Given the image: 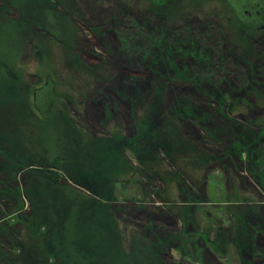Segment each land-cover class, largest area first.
I'll use <instances>...</instances> for the list:
<instances>
[{"label":"rangeland","instance_id":"obj_1","mask_svg":"<svg viewBox=\"0 0 264 264\" xmlns=\"http://www.w3.org/2000/svg\"><path fill=\"white\" fill-rule=\"evenodd\" d=\"M61 1L63 4L60 8L54 10L47 18L45 13L49 9L46 5L37 7L34 13L30 12L27 15L28 19L40 29L27 27L23 36L17 29L14 31L15 36L10 35V42L5 37L7 25L3 28L1 25L11 20L17 23L23 22L24 16L20 9L9 8L10 13L6 16L0 13V57L4 58L5 50L11 51L13 41L16 39L20 44V50L12 56V67L22 74L23 95L20 101L24 100L25 92L29 91L27 103L32 108V89L41 86L47 75L51 76L52 81L49 80L44 89L46 106L49 94L51 93L52 96L53 92L51 100L55 110L54 116H66L69 120H67L68 124L75 131V134L70 136L73 145L78 146L79 153L83 157L92 160L89 159V165L87 163L75 165L66 159L65 153L58 162L53 160L46 163L47 159L44 157L46 147L50 146L49 158L55 159V155L60 153L61 144L54 153L51 150L52 139L46 142L44 148L41 146L42 149L34 146L32 136L35 129L30 122V114L25 111L27 108L25 106H28V104L23 105L25 101H21V105L19 103L10 106L9 109L0 106V110H13L11 124L15 120L17 127L21 125L20 123L25 125L21 127L22 134L19 132L20 127L17 129L18 134L16 133L22 148L20 152L24 150L25 153L38 156H32L34 160L26 159L20 171L14 174L18 188L22 189L26 186L28 189L24 190L25 195L21 196L19 203L0 200V224L11 227L18 223L28 225L30 229L26 228L28 232L23 249L27 250L25 256L29 255L33 264H60L62 253L48 240V237L51 239V230L57 227L59 219L55 216L49 221L47 215L50 212L46 209L53 210L52 207L59 203L68 204V208L71 204L84 205L88 200L85 198L87 196V198H97L104 204L113 202L115 212L110 213V216H106L102 221L103 232H100L99 224H96L95 231L109 240L108 244L114 247V242L117 243L120 237L117 227L121 228L127 251H123L126 257L124 260L120 257L116 259L118 264H138L137 262L145 255L157 261L154 252L148 254L147 250L145 251L147 253L142 254L137 249L136 238L143 235L140 227L150 223L153 225L152 231L156 234H161L166 229L171 232L178 231L180 238L162 254V260L165 256L168 264H264V231L255 236L257 245L253 246L252 243L251 246L248 242V222L241 217V206L242 209L244 206V212L245 208L256 206L258 207L256 213H260L264 219V28H255L262 26L264 19L256 14L252 2L249 4V0H236L233 8L229 0ZM255 1H258L260 7L264 9V0ZM244 9L250 11L248 16L244 13ZM103 23H106L103 25L105 32L101 33L98 26ZM244 24L253 28H248ZM201 26H205L209 31L204 30L206 37L203 34L200 38L196 36L197 41H200L199 44L205 48L204 50L201 48L202 55L200 53V56H196L193 46L189 44L188 36L198 33L200 30L196 29L192 33L193 29ZM44 28L50 30L52 35L55 34V39L50 33V35L46 33ZM129 34L130 40L125 36ZM76 35H78L77 52L82 63L88 67L98 66L101 57L109 63L108 69L99 68V74H105L102 78L96 80H93L94 78L91 80V76L88 78V90L85 87V93H83L82 78L87 77L88 73L78 77V73L67 69L60 61V52L73 45ZM184 42L185 46L187 44L189 46L183 48L180 44ZM144 44L146 48H142ZM36 46L43 57V65H40L34 57L33 48ZM153 47L155 51L162 49L168 53V60L157 62L158 65L163 66V68L158 66V70H164V73L170 75L171 80L176 79L165 88L164 98L173 100L179 95L192 97L196 106L193 116L198 122L184 118V113L175 116L163 115L162 118L159 113H155L153 124L150 123V127H147L149 130L144 133L147 138H143L141 127H138L142 135L140 138L142 145H139L140 140H133L138 134L133 115L135 114V117L143 115L144 110L140 109L142 100L139 99L132 107V104L118 97L116 89L121 88L131 94L134 92V87L125 80L131 75H129L131 70L135 75H142L144 70V74L154 80L155 76L147 68L150 60L144 61L138 55L140 51L147 52ZM130 49L132 51L135 49L137 54L130 55ZM221 52L232 55V58H229L232 67L218 69L217 57ZM152 54L148 53V55ZM196 57H201L209 65L200 68L202 62L197 61ZM168 61L175 66L169 65ZM77 66L79 67L75 64V68ZM184 66H187L188 70L181 71L182 68H186ZM178 73L185 78L179 77ZM186 76H189V80L195 79L206 83L210 81L213 84L220 82L222 93L219 94V90V93H214L207 87H202L201 93L192 88L188 82L182 81V79L187 80ZM100 79L104 81H98ZM252 85L256 87L254 91L249 90ZM148 86L150 87L142 83L141 92L144 93ZM205 96L209 97L208 100L205 99L206 101L203 100ZM37 105L41 106L43 113L48 111L41 102L37 101ZM106 107L114 112V116L108 121L103 118ZM160 111L169 112V110ZM188 114L191 115L190 111ZM230 116L233 118L237 116L239 123L247 125L252 121L255 123L257 127L255 140L259 139L261 142L254 147L256 154L253 152V155L250 151L252 149L248 151L247 147H244L239 154L236 153L229 159L214 158L210 155L209 160L203 158L199 160L200 156H197V152H201L200 155L206 153L198 146L212 147L209 136L215 129L225 133L219 141L220 144L225 145L226 139H235L237 126L233 128L228 124L232 123ZM155 119L158 120L157 123L154 122ZM7 125L10 126L8 122L4 124V120H0L1 146L6 149V144H10L11 138L7 136L4 138V135L6 133L8 135L13 130L11 128L8 130ZM158 130L165 133L161 140H157L154 133L157 134ZM239 134L242 135L243 132L240 131ZM245 138L243 141L246 140ZM175 139L178 145H173ZM2 140L6 143H2ZM154 145L158 155L153 150ZM216 149L221 150L219 146H216ZM260 151L263 156H258ZM179 155H183V158ZM257 160L259 165H253ZM106 163L107 165H102ZM32 168L53 169L71 185L74 184L72 178L81 179L84 185L91 187V192L93 191L94 194L88 196L74 189L84 195V198L74 197L73 193L70 195L65 190L48 188L49 184L46 180L31 175ZM24 172L32 177L29 175L26 180L22 175ZM179 173L193 179L195 185L192 186L189 182L188 185L197 198H187V195L181 193L178 185L180 186L181 180L184 181L185 177L178 175ZM29 181L30 184L26 185L25 182L28 184ZM85 189L88 194L91 193L88 188ZM185 206H191L193 223L183 222ZM83 209V207L80 209L81 212ZM60 210L62 211L63 208ZM28 212H32L28 215L29 219L20 221L19 215L21 213L27 215ZM246 212L244 214L248 215ZM69 217H66V222L69 221ZM79 218L80 216H77V220ZM44 219H46V230L42 227L40 231L42 225L38 224ZM92 221L97 223L99 220L94 218ZM31 228L32 231L41 233L39 240L34 239ZM76 230L77 233L68 234L65 242L64 235L61 236V246L65 243L67 247L71 245L79 250L84 249V246L88 247L83 234L78 228ZM221 232L227 235L221 237L219 235ZM88 234L91 240L92 238L95 240L94 231H88ZM57 238L58 236L56 237L58 244ZM35 249L36 251H33ZM197 249H201L200 256L196 253ZM12 251L18 255L21 253L18 247H13ZM25 253L23 251V255ZM115 255L118 258V254Z\"/></svg>","mask_w":264,"mask_h":264},{"label":"trees","instance_id":"obj_2","mask_svg":"<svg viewBox=\"0 0 264 264\" xmlns=\"http://www.w3.org/2000/svg\"><path fill=\"white\" fill-rule=\"evenodd\" d=\"M61 4H63L61 0H0V13L1 14L5 15V16L8 15V13H10L8 9L12 8V9H20L21 14L24 16L23 22L19 21L17 23V22H13L11 20L8 22L9 24L7 22H4L1 25V28H3L4 26L7 25V28H5L7 30V35L5 36L7 41L10 42V35L15 36L14 31H17V29H18L19 34L22 36H23V33H25L24 30L27 29V27H30V28L35 29V30L40 29V27L38 25H35L32 22H30L31 19L29 20L28 19L29 17H27V15L30 12L34 13L35 10L37 9V7H43L44 5H46V8L49 9L45 13V16L47 18L52 14V12L54 10L58 9V7L60 8ZM75 4H77V3H75ZM62 11L64 13H66L64 10H62ZM105 24L103 23L102 25L98 26L99 29L101 30V33L105 32L104 27H103V25H105ZM244 25L248 28H251V27L247 26V24H244ZM195 29L200 30V31L198 33H195L192 35L189 34V36H188V38L190 39L189 44H191V46H193L192 49L195 52V55L200 56V53L202 55L201 48H203V50L205 48L201 44H199L200 41H197L196 36H199V38H200L201 34H203V36H205L204 30L205 31H209V30L205 26H201L199 28H194L192 33L195 32ZM43 30L46 31V33H48V34L50 33V30H48L47 28L46 29L44 28ZM77 31H78V29H77ZM20 35H19V37H20ZM50 36L55 39V34H53V35L51 34ZM76 36L77 37H74L73 45L66 47L65 48L66 51L62 50L60 52V56H61L60 61L66 65L67 69L73 71L74 73L75 72L78 73V77L84 76L85 74L88 73L87 77L82 78L83 82H84L83 93H85V87L88 90V88H87V81H89L88 78L90 76H91L90 77L91 80L93 78H94L93 80H96L98 78H102L105 74H103V75L99 74L100 69H105V70L108 69L109 63L107 62V60H104L103 57H101L100 64L98 66L88 67L84 63H82L81 62L82 60L80 59L78 52H77L78 35H76ZM125 36L127 37L128 40H130V34L125 35ZM127 43H129V42H127ZM189 44H187L185 46V42H184L183 44H180V45H182L184 48V47H188ZM197 46H199V47H197ZM19 47H20V44H18V41H16V39H15L13 41V46H12L11 51L5 50L6 52H5L4 58L2 56H1L2 58L0 57V106L3 107V109H9L10 106H14L15 104L19 105V103L21 105V103H22L21 101H23V102L25 101V103L23 105L28 104V106H25V107H27L25 111H28V114H30L29 119L33 125L32 127H34V129H35V132L32 136L33 141H34V146L42 149V147L43 148L45 147L46 142H48L49 140L52 139L51 143H52L53 148L51 150L54 153V152H56L57 148L61 144L60 145V153L55 155V159L49 158L48 155L51 154L50 153L51 151L49 149L50 146L46 147V152H45L46 156H44L47 159L46 163L53 161V160L58 162L60 159L63 158V155L66 153L65 154L66 159L72 163H75V165L77 163H87L89 165L88 162H90L89 161L90 158L88 159L87 157H83V155H81L79 153L80 149L78 148V146L73 145L72 139H70L71 134L73 136V133L75 134V131H74V128L73 127L71 128L70 125L68 124V122H67L68 119L66 118V116L65 117H63V116L60 117V116H56V115L54 116L55 110L52 106H51L52 109H51L50 113H48V114L39 112L34 107V100L32 103V106H33V108H32L29 105V103H27L29 91L25 92L24 100L20 101V99L22 98V95H23L22 94L23 92L21 93V88L23 85V83L21 81L22 74L19 71H15L12 67V63H13L12 56L18 53V51L20 50ZM129 47H130V45L128 46L127 50L129 49ZM142 48H146V45L144 44V47H142ZM149 50L150 51H147V52H145V51L141 52L140 51V53H138V55H140L141 59L144 61L147 60L149 62V60H150V63L147 65V68L151 71L153 76H155L154 80L151 78H148L147 75L144 74L145 73L144 70L142 72L143 73L142 75L132 74L133 72L131 70L132 73L131 72L129 73V75L130 74L131 75L129 77H126L125 80H127L126 82L129 85H132V87H134V89H135L134 92L131 94L130 92L128 93L127 90H122L121 88L116 89V93H117L118 97L120 99L125 100L128 103L132 104V107L139 101V99L142 100V102L140 103V109L144 110L143 115L140 117L139 116L135 117V114L133 115V118H134L133 122L135 123L137 130H138V134L136 135V137L133 140H135V141L140 140V142H139L140 144L138 143L139 145H142L141 139H140L142 135L139 132L138 127H141V132L143 134V138L146 137L144 135V133L146 132V130H149V128L147 129L149 124L150 123L153 124V122H152V120L154 119L153 114H155V113H159L160 118H162L163 115L167 116V115L173 114V116H175L176 114L180 115L181 113H184V116H185L184 118L193 119L194 121L198 122V119H196L193 116V115H195L194 110L196 109V106H195V103L193 102L192 97L179 95V97L177 96V97L173 98V100L167 99V97L164 98L165 88L166 87L168 88L169 85H171V83L174 82L173 80H176V79L171 80L169 78L170 75H167L166 73H164V70H162V71L158 70V66L160 68H163V66L158 65L157 62L162 63L163 60L164 61L168 60V53L166 51H162V49H160L161 51L156 50L157 51L156 52L154 47L149 49ZM129 52H130V55H136L137 54L135 49H133V51L130 49ZM149 52L153 53V54L148 55ZM33 53H34V57H35V59H37L38 63L40 65H43V63H44L43 57L41 56L40 49L37 46L33 48ZM263 53H264V51H263ZM147 56H149L151 59H149V57H147ZM198 58L196 57V60L197 61L200 60L199 62H202L201 66H199L200 68H204V66L209 65V64H206V62L204 60H202L201 57L199 59ZM229 58H232V55H229L228 53L225 54V53L221 52V55H218V57H217L218 69L220 67H222L224 69H227L228 67H232L229 63V61H230ZM169 62L170 61H168V63ZM74 63L79 65V67L77 66V68H75ZM169 65L175 66L172 62H171V64L169 63ZM167 67H169L168 64H167ZM184 67H186V68H182L181 71L188 70L187 66H184ZM178 74L180 75L179 77L185 78V76H182L181 73H178ZM109 78L111 79V75H109ZM186 78H187V80L182 79V81L188 82V84L192 88H194L200 92H201L202 87L203 88L207 87L209 89L211 88V90L214 93L215 92L219 93L218 90L220 91L219 94L222 93L221 88H220V84H221L220 82L217 84H213L210 81H208V83H206L204 81H202V82L197 81L195 79H192L193 80L192 81V80H189V76H186ZM45 79H46V81H49V80H51V76L47 75L45 77ZM98 81H104V79H100ZM142 83H143V85H144V83L146 85H150V87L148 86L149 88L146 89V91L144 93L141 92V89H140V85ZM252 83H253V80H252ZM257 86H258V84H257ZM35 88L36 87H34L32 89V96H33V90ZM257 88L259 89L260 85ZM215 89H216V91H215ZM255 89H256V87L254 85H252V87L249 88L250 91H254ZM230 92L232 93V91H230ZM83 93H82V95H83ZM95 94H93V95H95ZM52 97H53V92H52ZM205 99L208 100L209 97L208 98H207V96L203 97V100H205ZM53 106H54V104H53ZM250 109L251 108H249V110ZM160 110H163V111L169 110V112H167V111L162 112ZM188 111H190L191 115L188 114ZM12 112H13V110H0V120L1 121L4 120V124H6L7 122L10 124V126L7 125L8 130H10V128L13 129L12 131H10V133L8 135H7V133L4 135V138H5V136L11 138L10 144H6L7 149L3 148L1 146L2 144L0 141V200L5 201V202L8 200H12V201H18V203H19L21 196L25 195L24 190H27L28 187L24 186V187H22V189H19L17 186L16 180H14V174L17 171L18 172L20 171L21 166H23L24 162L27 161L26 159L32 160L33 159L32 156H35V155L32 153H29V152L25 153L24 150H22V153L20 152V149H22V148L20 147L21 145H19V139H18L19 137L17 136V134H18L17 129L20 127L19 132L22 134L23 129H21V127H23L25 125H24V123H20L21 125H18V127H17V123L15 120L11 124L10 120H11ZM18 112L20 113L19 110H18ZM19 113H18V115H19ZM160 113H162V114H160ZM13 115H17V114H13ZM113 116H114V112L109 111L108 108L106 107V110H104V113H103V118L104 119L106 118L105 121H108V119L110 117H113ZM236 117L237 116H234V118H233L230 116L232 123H228L229 125H232L233 128H234V126H237L236 127L237 128V132H236L237 135H236L234 140L233 139H230V140L226 139L225 145L220 144L219 141H220V139H222V137L225 135V133L219 131L218 129L217 130L215 129L213 131L214 133L210 134L211 136H209L211 141H212V147H204L202 145L200 146L199 144H198L199 146L197 144H194V145H197L198 147H201L203 149V151L206 153V154L202 153L200 155L201 152L198 151L197 156H200L199 160L201 158H203L204 160L205 159L209 160V159H211L210 155L213 156L214 158H219V159L228 158L229 159L230 157L235 156L236 153L239 154L240 150L243 149L244 147H247L246 149L248 151H249V149H252L250 151L253 153L254 147H257L258 145L261 144L259 139L255 140L256 135H257V132H256L257 127L255 126V123L252 121V123H248L249 127H247L248 126L247 124L239 123V121H238V119H236ZM230 118H228V120ZM154 122L157 123L158 120L155 119ZM74 123L76 124L75 121H74ZM60 124H61V126H60ZM65 125H67L69 128L67 129V127ZM244 125L246 126L245 128H244ZM227 127H228V125H227ZM152 128H154V127L152 126ZM158 128H159V126H158ZM240 131L243 132L242 135L239 134ZM154 133H155V136L157 137V140L163 139L162 136H164V134H165L162 130H160L157 134H156V132H154ZM249 135H251L250 138L246 139L245 137H247ZM207 136H208V133H207ZM233 137H234V135H233ZM244 138L246 140L243 141ZM75 140H77V139H75ZM129 141L131 142L130 139H129ZM4 142L5 141L2 140V143H4ZM56 142H58L57 143L58 145L56 144ZM150 143L152 144V141H150ZM177 143H178V141H176V139L173 140V145H178ZM55 144L57 145V147ZM83 144L85 146V143H83ZM156 144H158V143H155V145ZM155 145L153 146L154 147L153 150L157 154L158 150L156 149ZM88 146L90 149L91 148L90 145H88ZM216 146H219L221 150L216 149ZM141 147H143V146H141ZM38 151L42 152V150H38ZM42 153H44V152H42ZM254 153L256 154V150ZM254 153H253V155H254ZM258 154H259L258 156H263L261 151L258 152ZM70 155H73V157L72 156L70 157ZM179 156L182 157L183 155L182 156L179 155ZM35 157H38V156H35ZM38 160H40V159H38ZM90 160H92V159H90ZM256 164H257V166L259 165L258 160H257V163H255V162L253 163V165H255V166H256ZM102 165L103 166L107 165V163L102 164ZM31 172H32L31 175L46 180L47 183L49 184L48 188H53V189L58 188L61 190H65L70 195H72L71 193H73L74 197L77 196V197L84 198V195H82L80 193L81 191L85 195H88V196H90V195L92 196V194H94L93 191L91 192V189H90L91 187L84 185L81 182V179L75 180L74 178H72L73 179L72 183H74V184L71 185L66 178L61 177L58 174V172L53 170V169L49 170V169L32 168ZM22 175H23V178L25 177V179L27 180L29 178L30 174L27 175V173L24 172V173H22ZM31 175H30V177H32ZM178 175H180V173ZM180 176L185 177L184 181L181 180L180 186L178 185V187H180L181 193L184 196L187 195L188 196L187 198H189V197L197 198V195L193 192L191 187L188 185V182L192 186L195 185V182H193V179L191 177L186 176V175H180ZM77 182L80 184H77ZM25 183H26V185H29L30 181L28 182V184H27V182H25ZM85 188H88L89 192H91V193L88 194V192L86 191ZM74 189H78L80 192H77ZM96 191L99 192L98 190H96ZM97 195L99 196V194H97ZM82 198H81V200H82ZM85 198L88 200L86 202H84V205H83V203L81 205L71 204V207L68 208V206H67L68 204L59 203L57 206L52 207L53 210L46 209V211L50 212V214L47 215L49 217V221L52 220V218H54L55 216L59 219L57 227L51 230L52 231L51 235H50L51 239L48 237V240H50V242H52L55 245L56 249L61 251L62 254H61V263L60 264H98V263H101V264H118L116 259H119V257H120L124 260L126 258V257H124V252L127 251V250H125L124 238H123L124 236L122 237L123 234L121 232L122 231L121 228L117 227V229L119 230L118 232L120 233V237H119V240L117 239V243L114 242V247L110 246L108 244L109 240L103 238L101 235H99L95 231L96 227H97L96 224H99V226L102 230V231L100 230V232H103L102 227L104 225H102V221L105 219L106 216L109 217L110 213L114 214V212H115V207L112 204L113 202L109 201L108 203L104 204V202L97 200V198L92 199L90 197L87 198V196H85ZM82 207L84 209L81 212L80 209ZM62 208H63V210L61 211L60 209H62ZM257 208L258 207H256V206H252L251 208L247 207V209L245 208V212L247 211L246 213L248 214V215H246V214H244L245 213L244 212V206H243V209L241 206V210H242L241 217L244 218L248 222L247 223L248 224L247 226L249 228L248 242L251 244V246H252V243H253V246L257 245L256 241H255V236L259 235L260 233H263V231H264V219L260 213H258V214L256 213ZM52 212H54L55 215ZM31 213L28 212L27 215L26 214L23 215L21 213L19 215L20 221H27V219H29L28 215ZM183 213H184V217H183L184 218L183 219L184 224L193 221L192 214H191V206H189V207L185 206ZM150 214H152V213L150 212ZM77 216H80V218L78 220H77ZM45 217H46V215H45ZM66 217H69V221L67 220L68 222L65 221ZM94 218H96L99 221L97 223H94L92 221ZM49 221H48V223H49ZM246 221L244 222L245 224H246ZM77 222H78V226H76ZM38 225H42L39 228L40 231H41L42 227L46 230V219H44V221L42 223H39ZM27 227H28V225L25 226V224H23V223H18L17 225H13L12 227L7 226V225L2 226L0 224V264H33V261L31 260L30 256L29 255H28V257L25 256L26 255L25 251L27 252V250L23 249V248H25L24 247V244H25L24 241L26 240V232H28L26 230ZM152 227H153V225H151V223L148 225H143L142 227H140V232L143 233V235L136 238V243L138 244V247H137L138 252L144 254V253H147L145 251L148 250V254H150L152 251L157 256L156 257L157 261H155L151 256L146 257V255H145V257H141L143 259L141 261H138L137 263L138 264H156V262H158L159 264H168L164 258L165 256L163 257L164 261L162 260V254L164 251H166V249L169 246H171L174 242H176L177 239L180 238V236L178 235V231L176 230L175 232H171V231L166 229V230H163L161 234H156L152 231ZM76 228H78L80 230V233L83 234L85 243L87 242L88 247L84 246V249L79 250V249H77V247H71V245L67 247L65 243H64V245L61 246V244H60L61 236L64 235V238H65L64 242H65L67 237H68V234L77 233ZM28 229H30V228L28 227ZM88 231H94V233H95L94 236H96L95 240L93 238L91 240V238L88 234ZM31 232L34 236V239H37V240L40 239V237H39V236H41L40 232L36 233V232L32 231V228H31ZM44 233L46 234V231H44ZM49 233H48V235H49ZM45 234H43V235H45ZM219 235L221 237L222 236L224 237L227 234L226 233L224 234L221 232ZM57 236H58L57 239L59 240L58 244L56 242ZM119 241H120V243H119ZM13 247H18L21 250V253L19 255L15 254L14 251H12ZM144 248H146V249H144ZM143 249H144V251H143ZM23 251L25 253L24 255H23ZM33 251H36V249ZM196 253L198 256H200L201 249H197ZM28 254H30V253L28 252ZM115 254H118V258L116 257ZM136 255H138V254H136ZM159 256H161V258ZM76 258H78V259L76 260ZM74 259H75V261L72 262V260H74ZM125 263H128V262H125Z\"/></svg>","mask_w":264,"mask_h":264},{"label":"flooded vegetation","instance_id":"obj_3","mask_svg":"<svg viewBox=\"0 0 264 264\" xmlns=\"http://www.w3.org/2000/svg\"><path fill=\"white\" fill-rule=\"evenodd\" d=\"M155 1H158V0H155ZM229 2L228 3L233 7L235 5L236 0H229ZM251 2H252V4H251ZM249 4H251L252 7L256 8V14L258 16L262 17V20H263L264 19V9L262 7H260V3L258 1L254 2V0L253 1L249 0ZM244 13L248 16L250 14V11H248L247 9H244ZM249 27L253 28L250 25H249ZM255 28H260V26H258V27L256 26ZM47 84H48V81H46V79H45L44 83L41 86L36 87L33 90V96L32 97H33V100H34V107L39 112H42L41 110H43V109L41 108V106L37 105V101L41 102L43 107L47 108V110H48L47 112H49L51 110V106H52L51 93L49 94L50 97H49V101H48L47 106H46V91L44 89L46 88ZM43 93H44V95H43ZM41 95H42V97H41Z\"/></svg>","mask_w":264,"mask_h":264},{"label":"water","instance_id":"obj_4","mask_svg":"<svg viewBox=\"0 0 264 264\" xmlns=\"http://www.w3.org/2000/svg\"><path fill=\"white\" fill-rule=\"evenodd\" d=\"M260 28H264V25L260 26ZM47 114L50 113V112H46Z\"/></svg>","mask_w":264,"mask_h":264}]
</instances>
